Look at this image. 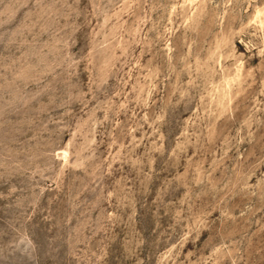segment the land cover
<instances>
[{
    "label": "rangeland",
    "instance_id": "374dc122",
    "mask_svg": "<svg viewBox=\"0 0 264 264\" xmlns=\"http://www.w3.org/2000/svg\"><path fill=\"white\" fill-rule=\"evenodd\" d=\"M0 264H264V0H0Z\"/></svg>",
    "mask_w": 264,
    "mask_h": 264
}]
</instances>
